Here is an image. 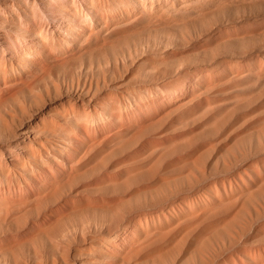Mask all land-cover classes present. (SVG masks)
Masks as SVG:
<instances>
[{"label":"rangeland","instance_id":"obj_1","mask_svg":"<svg viewBox=\"0 0 264 264\" xmlns=\"http://www.w3.org/2000/svg\"><path fill=\"white\" fill-rule=\"evenodd\" d=\"M0 264H264V0H0Z\"/></svg>","mask_w":264,"mask_h":264},{"label":"bare ground","instance_id":"obj_2","mask_svg":"<svg viewBox=\"0 0 264 264\" xmlns=\"http://www.w3.org/2000/svg\"><path fill=\"white\" fill-rule=\"evenodd\" d=\"M19 3V2H18ZM20 6V5H19ZM3 9V8H2ZM17 9V8H16ZM5 10V9H4ZM21 10V9H20ZM3 11V10H2ZM7 16V15H6ZM89 35H90V33H89ZM44 111V110H43ZM43 114V113H42ZM30 117V116H29ZM31 118H32V116H31ZM30 120V119H29ZM21 122V121H20ZM15 123V122H14ZM22 124V127L24 128L25 127V129H28L31 125H32V123L31 122H21ZM4 124V123H3ZM17 124V123H16ZM35 124V123H34ZM5 125V124H4ZM13 125V124H12ZM11 126V125H10ZM16 126V125H15ZM34 126V125H33ZM15 128V127H14ZM16 129H17V127H16ZM10 130H12V129H10ZM22 130V129H21ZM13 131V130H12ZM15 132V131H14ZM14 134V133H13ZM15 135H16V133H15ZM19 135V134H18ZM7 137H8V135H7ZM47 139V138H46ZM19 141V140H18ZM26 141V140H25ZM64 141V140H63ZM12 142V141H11ZM68 143V142H67ZM21 145V144H20ZM42 145V144H41ZM42 146H44V144L42 145ZM20 149V148H19ZM43 149H45V148H43ZM34 150V149H33ZM49 150V149H48ZM36 151V150H35ZM46 151V150H45ZM45 151H43V152H45ZM5 152V151H4ZM41 153H42V151H40ZM50 152V151H49ZM36 153V152H35ZM37 153H39V152H37ZM40 153V154H41ZM16 154V153H15ZM32 154H34L33 153V151H32ZM26 155V154H25ZM48 155V154H47ZM34 156V155H33ZM53 156H55V155H53ZM44 157V156H43ZM48 158V157H47ZM38 159V158H37ZM60 159V158H59ZM32 160V159H31ZM40 160V159H39ZM43 160H44V158H43ZM50 160V159H49ZM56 161V160H55ZM34 162V161H33ZM32 163V162H31ZM23 164V163H22ZM24 165V164H23ZM26 165V164H25ZM24 168V167H23ZM26 168V167H25ZM50 171V170H49ZM52 171V170H51ZM21 173V172H20ZM77 173V172H76ZM86 175V174H85ZM61 179V178H60ZM54 181V180H53ZM55 182V181H54ZM48 183V182H47ZM49 184H50V182H49ZM70 184V183H69ZM57 186V185H56ZM72 191V190H71ZM44 197V196H43ZM47 198V197H46ZM49 198V197H48ZM50 199V198H49ZM49 199H48V201H49ZM46 206V205H45ZM3 209V208H2ZM7 210H9V209H7ZM7 213H10L9 211L7 212ZM1 214H2V211H1ZM43 232V231H42ZM38 234V233H37Z\"/></svg>","mask_w":264,"mask_h":264}]
</instances>
